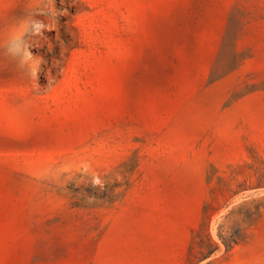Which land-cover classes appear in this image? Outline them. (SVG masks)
<instances>
[{
  "label": "rangeland",
  "instance_id": "1",
  "mask_svg": "<svg viewBox=\"0 0 264 264\" xmlns=\"http://www.w3.org/2000/svg\"><path fill=\"white\" fill-rule=\"evenodd\" d=\"M207 263L264 264V0H0V264Z\"/></svg>",
  "mask_w": 264,
  "mask_h": 264
},
{
  "label": "trees",
  "instance_id": "2",
  "mask_svg": "<svg viewBox=\"0 0 264 264\" xmlns=\"http://www.w3.org/2000/svg\"><path fill=\"white\" fill-rule=\"evenodd\" d=\"M261 205V203L250 205L246 202L244 205L239 206L236 212L242 215V223H246L247 226L244 227L242 223H239L230 230L221 229L216 239L210 232L209 222L206 217L209 204H206L204 208V219L198 230H196L189 248L188 262L196 263L207 260L217 252L220 244H223L226 250H230L235 244L244 241L248 237L247 228L254 225L261 214Z\"/></svg>",
  "mask_w": 264,
  "mask_h": 264
}]
</instances>
